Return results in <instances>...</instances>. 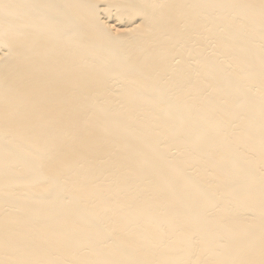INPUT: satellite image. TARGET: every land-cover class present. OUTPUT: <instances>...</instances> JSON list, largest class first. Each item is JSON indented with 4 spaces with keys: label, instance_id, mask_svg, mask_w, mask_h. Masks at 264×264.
Segmentation results:
<instances>
[{
    "label": "bare ground",
    "instance_id": "1",
    "mask_svg": "<svg viewBox=\"0 0 264 264\" xmlns=\"http://www.w3.org/2000/svg\"><path fill=\"white\" fill-rule=\"evenodd\" d=\"M0 264H264V0H0Z\"/></svg>",
    "mask_w": 264,
    "mask_h": 264
}]
</instances>
